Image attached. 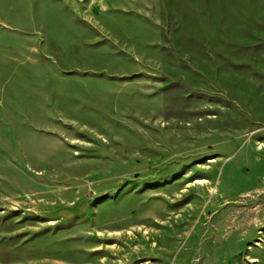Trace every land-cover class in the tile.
Segmentation results:
<instances>
[{"label": "rangeland", "instance_id": "1", "mask_svg": "<svg viewBox=\"0 0 264 264\" xmlns=\"http://www.w3.org/2000/svg\"><path fill=\"white\" fill-rule=\"evenodd\" d=\"M0 264H264V0H0Z\"/></svg>", "mask_w": 264, "mask_h": 264}]
</instances>
